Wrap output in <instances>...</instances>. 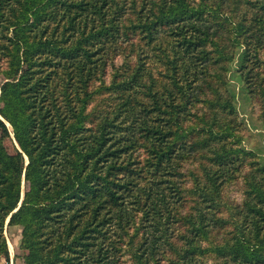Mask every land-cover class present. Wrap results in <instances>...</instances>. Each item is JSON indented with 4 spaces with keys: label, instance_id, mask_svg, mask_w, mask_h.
I'll return each mask as SVG.
<instances>
[{
    "label": "trees",
    "instance_id": "16d2710c",
    "mask_svg": "<svg viewBox=\"0 0 264 264\" xmlns=\"http://www.w3.org/2000/svg\"><path fill=\"white\" fill-rule=\"evenodd\" d=\"M231 75L264 106V0H0V264H264Z\"/></svg>",
    "mask_w": 264,
    "mask_h": 264
},
{
    "label": "rangeland",
    "instance_id": "374dc122",
    "mask_svg": "<svg viewBox=\"0 0 264 264\" xmlns=\"http://www.w3.org/2000/svg\"><path fill=\"white\" fill-rule=\"evenodd\" d=\"M231 78V87L236 94V104L239 109L240 119L243 122L239 132L244 139L243 145L250 150L257 151L261 160L264 162V106L259 102L251 104L245 97L242 83L238 81L234 75H231ZM1 80L2 78H0V82ZM5 144L10 152H15L18 148L13 133L11 138L5 140ZM194 167V165L187 164V169H193ZM245 173L246 169L238 174V179L225 186L223 191L224 199L231 198L237 203L243 202L246 189L244 178ZM23 189H25V184L23 185ZM5 234L8 238L11 253L10 264H22V260L17 257V255L20 256L23 254V251L19 246L21 240V228L18 226L11 227L6 229ZM3 264H6V262L3 261Z\"/></svg>",
    "mask_w": 264,
    "mask_h": 264
},
{
    "label": "water",
    "instance_id": "95a60500",
    "mask_svg": "<svg viewBox=\"0 0 264 264\" xmlns=\"http://www.w3.org/2000/svg\"><path fill=\"white\" fill-rule=\"evenodd\" d=\"M8 222V221H7Z\"/></svg>",
    "mask_w": 264,
    "mask_h": 264
}]
</instances>
